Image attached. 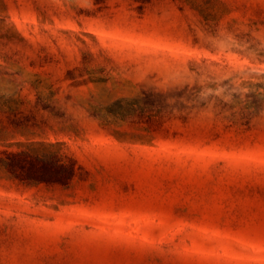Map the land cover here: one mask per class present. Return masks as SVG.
<instances>
[{
	"label": "rangeland",
	"instance_id": "374dc122",
	"mask_svg": "<svg viewBox=\"0 0 264 264\" xmlns=\"http://www.w3.org/2000/svg\"><path fill=\"white\" fill-rule=\"evenodd\" d=\"M177 3L138 20L187 43L38 9L89 0H0V155L75 171L26 182L0 165V264H264V0ZM147 75L162 94L217 96L215 113L167 132L106 113Z\"/></svg>",
	"mask_w": 264,
	"mask_h": 264
},
{
	"label": "trees",
	"instance_id": "16d2710c",
	"mask_svg": "<svg viewBox=\"0 0 264 264\" xmlns=\"http://www.w3.org/2000/svg\"><path fill=\"white\" fill-rule=\"evenodd\" d=\"M120 1L126 2L124 10H119ZM94 7L82 6L72 11L64 9L38 8L47 18L71 21L75 24L92 26L110 32L135 37L162 38L167 42L187 43L190 30L182 28L180 32L164 21L141 22L138 19L146 14H153L154 7L160 0H89ZM177 0H161L167 9L170 6H180ZM110 6L116 7L115 12ZM31 8L32 12L38 10ZM169 17L168 19H170ZM172 19V18H171ZM179 33V34H178ZM154 75H147L138 83L141 95L135 98H121L105 107L108 115L121 120L144 123L152 126L154 132H167L173 121L181 125L189 124L193 119L201 117L203 112L216 111L220 99L215 95L180 94L158 92L153 82ZM176 95V96H175ZM182 99V100H179ZM0 165L14 178L26 182H42L50 180L43 171L48 168L57 170V180H72L75 177L74 162L65 163L58 154H34L30 150L3 151L0 155ZM54 179V178H52Z\"/></svg>",
	"mask_w": 264,
	"mask_h": 264
}]
</instances>
